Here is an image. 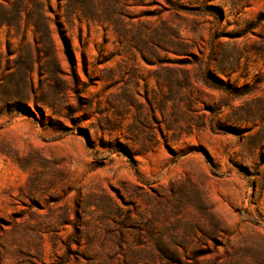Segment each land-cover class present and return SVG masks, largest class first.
Listing matches in <instances>:
<instances>
[{
  "label": "rangeland",
  "instance_id": "1",
  "mask_svg": "<svg viewBox=\"0 0 264 264\" xmlns=\"http://www.w3.org/2000/svg\"><path fill=\"white\" fill-rule=\"evenodd\" d=\"M24 1L0 264H264V0Z\"/></svg>",
  "mask_w": 264,
  "mask_h": 264
},
{
  "label": "trees",
  "instance_id": "2",
  "mask_svg": "<svg viewBox=\"0 0 264 264\" xmlns=\"http://www.w3.org/2000/svg\"><path fill=\"white\" fill-rule=\"evenodd\" d=\"M49 12H52L50 4L36 2L32 9L24 0H14L9 4L0 5V24L14 25L21 23L22 20H28L35 25L37 30L42 27L49 30ZM65 45L67 46L66 43Z\"/></svg>",
  "mask_w": 264,
  "mask_h": 264
}]
</instances>
